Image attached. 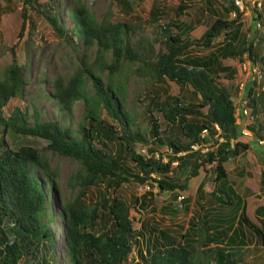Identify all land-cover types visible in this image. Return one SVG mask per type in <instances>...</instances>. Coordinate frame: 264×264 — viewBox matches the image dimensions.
<instances>
[{
  "label": "trees",
  "instance_id": "16d2710c",
  "mask_svg": "<svg viewBox=\"0 0 264 264\" xmlns=\"http://www.w3.org/2000/svg\"><path fill=\"white\" fill-rule=\"evenodd\" d=\"M21 3L18 36L25 20H30L27 12L32 11L47 22L60 41L72 47L78 42L86 48L94 45L98 64L88 66L83 59L82 67L74 68L65 82L60 76L53 78L50 95L60 115L38 119L35 111L29 116L19 107L4 111L11 97L21 95L25 81L15 51L9 48L10 61L0 68V131L43 138L46 148L78 162L79 169L70 175L69 181L78 185L79 194L84 196L100 182L109 194L101 195L93 203L76 196L56 208L61 227L59 242L66 258L62 262L55 260L56 241L49 225L55 215L48 199L52 188L48 177L52 171L35 148L8 146L0 137V264H123L131 251L132 264H246L241 259L243 241L229 245L238 235L244 236L233 222L244 220L253 236H259L262 242L264 232L240 216L244 213L242 203L240 208L233 206L234 213L227 218L215 217L213 223L207 217L200 221L210 231L199 242L202 247L197 252L193 246L195 223L190 219L186 217L179 226L180 232L145 224L134 228L128 204L116 194L122 184L148 187L154 184L160 190H184L188 178L206 164L212 166L214 181L219 182L226 177L224 162L248 148V143L240 139L230 93L219 82L221 75L231 77L232 72L219 58L245 57L249 64L260 65L264 73V55L241 35L240 11L232 0L222 9L234 10L235 16L231 19L215 16L194 39L187 35L189 24L176 20L157 24L165 35L163 50L159 52H153L146 39L140 41V50L131 49L125 35L127 24L110 23L106 18L95 22L81 2L75 1L67 10L68 26L59 15L56 0H21ZM183 7L180 5L176 13ZM161 13L160 8L152 5L147 13L148 22L157 21ZM219 35L222 42L211 48ZM194 47L210 50L196 55L191 52ZM102 67L107 70L105 82L99 74ZM131 72L144 74L152 83L166 78L180 86L188 85L191 100L166 94L148 96L145 111L149 127L145 136L139 125L131 128L135 123L124 109V79ZM87 82L92 92H87ZM246 91L250 94L251 88ZM75 99L82 100V111L76 121L68 114ZM247 105L252 114L257 111L254 97ZM152 111L159 113L164 125H174L185 140L175 137L169 127L160 130ZM255 124H264V111ZM254 127L249 129L258 137L264 126ZM148 141L165 144L169 149L166 160L159 154L153 156L151 148L147 149V156L135 151L137 143ZM110 144L114 146L112 152ZM190 144H200L206 150L190 151ZM173 160L177 164L171 166ZM185 166L188 168L185 176L178 177L176 171ZM260 175L264 177V171ZM218 184L211 195L223 206L233 205L234 200L237 206L240 199L231 187L223 190ZM151 195V191L145 190L140 198L149 201L146 197ZM191 199L192 196H187L184 200ZM255 205L254 213L264 215V203ZM237 210L239 215L235 216ZM103 218H107V224L100 228L98 224ZM209 243L212 245L208 246Z\"/></svg>",
  "mask_w": 264,
  "mask_h": 264
},
{
  "label": "rangeland",
  "instance_id": "374dc122",
  "mask_svg": "<svg viewBox=\"0 0 264 264\" xmlns=\"http://www.w3.org/2000/svg\"><path fill=\"white\" fill-rule=\"evenodd\" d=\"M75 1L85 5L95 22L106 18L110 23L122 22L127 24L128 28L125 30V35L131 49L140 50V41L146 39L153 52L163 50V40L165 38L164 33L156 26L157 24L161 25L168 20L189 24L191 29L187 35L194 39L201 34L215 16L223 19L234 17L232 14L234 10L226 12L222 9L228 7V0H56V8L65 22V26H68L70 22L66 12L73 6ZM182 4L184 7L180 9L179 13H176ZM21 5V0H0V68L10 61L9 48H12L15 51V58L21 66V74L25 80L21 95L11 97L4 111L9 112L14 107H19L22 113L29 116L34 115L35 111L36 118L50 119L60 115L58 114L56 101L50 95L53 86L51 80L60 76L62 82H65L74 68L82 67L83 63L81 61L83 59L86 65L97 66L95 46L92 45L86 48L81 42H78L77 46L72 47L62 40L60 41L47 22L32 11L27 12L30 20H25L21 36H18L21 23ZM152 5L160 8L162 13L157 21L149 23L147 13ZM233 5L235 6V4ZM235 7L240 11L241 35L246 42L251 46H256L257 50L264 55V0H243L240 6ZM221 42V35H219L214 39L211 48L217 47ZM208 50H210V47H194L191 52L198 55L206 53ZM219 60L222 65L228 66L232 72L231 77L221 75L219 82L230 93L234 105L235 121L238 110L240 119L238 125L245 124L241 128L239 127L240 139L248 143V150L237 155L239 157L233 156L224 162L226 177L219 180L220 184L214 181L212 166L206 164L197 169L196 175L188 178L184 190H160L154 184L151 187L146 184H122L116 190L117 196L122 198L129 206L128 212L132 218L131 224L134 228H138L140 224H145L156 229L180 232L179 226L183 225L186 217L190 219L195 223V227H193V239L195 240L193 246L197 252H200L202 247L199 242L204 241L205 233L210 231L201 225V220L207 217L208 222L213 223L211 221L215 217L227 218L231 216L234 213L233 206L240 208L242 197H250L251 192H248L250 188L252 192L258 193L255 196L264 197V177L260 175V172L264 171V142L257 143V138L260 137H254L249 132L250 129H247L248 125L255 124V121L262 118V112L264 111V73L261 71L260 65H247L246 63L242 65L241 62L246 61L245 57H240L239 60L236 57L219 58ZM106 71V68L102 67L99 72L103 82L106 81ZM118 77L116 76V78ZM121 78L122 76H120ZM124 81V109L132 116L135 123L131 128H134L136 124L139 125L143 128L145 136L149 127L147 112L145 111L148 96L156 94L161 97L166 94L177 96L184 101L191 100L190 86H180L166 78L152 83L144 74L131 72L126 75ZM248 87L251 88L250 94H247L246 91ZM85 88L87 92H92L89 82H87ZM251 97L256 99L257 111L251 113L250 118L247 101ZM193 101H195L194 98ZM69 107L68 114L74 121L78 120L82 111V100L75 99L71 101ZM242 109L247 111L250 118L248 121H246V116L242 115ZM151 114L160 123V130L169 127L175 137L181 141L185 140L176 132L174 125H164L162 123L157 111H152ZM243 130H247V132ZM0 137L8 146L27 145L35 148L52 171V175L48 177V180L52 183L48 199L50 206L53 207L52 213L55 216L49 225L56 241L54 246L55 260L62 262L66 255L59 242L61 227L59 220L56 218V208L61 207L66 201H72L76 196L79 199H84V202L93 203L101 195H108L109 191L100 182L97 187H90L84 196L79 194L78 185L69 181L70 175H73L79 169L78 162L46 148V140L37 135L23 136L7 130L6 132L0 131ZM109 148L112 152L114 146L110 144ZM148 148L154 150L153 156L155 154L169 155V149L165 144H152L149 141L148 143H137L135 151L147 156L149 155ZM173 165L172 163L171 166ZM187 170V166L180 168L176 171V175L182 178ZM217 184L222 186L223 190L226 189V186H230L233 192H236L240 199L237 206L235 200L233 205L223 206L211 195ZM198 188H200V191ZM243 188L245 189L242 190ZM145 190L152 192L150 198L146 197L149 201H143L140 198ZM187 196H192V199L184 200ZM250 199L248 198V202L245 200V203H242L244 213L243 215L241 213L240 216L249 219L264 232V215L254 213L253 208L256 205L254 200L251 201ZM140 200L141 202H139ZM223 200H225L224 197ZM238 215L237 210L235 216ZM253 217H258L259 220H255ZM106 224L107 218H103L98 225L101 228ZM238 226L245 235L242 238L244 245L241 246L242 263L264 264V243L261 238L249 235L252 231L248 229L244 220L238 221ZM94 232H97V230L95 229ZM236 243L238 242L229 245H236ZM211 245L212 243H209L208 246ZM129 254L123 264H132L131 256L134 257V252L131 251ZM210 264L215 263L211 262Z\"/></svg>",
  "mask_w": 264,
  "mask_h": 264
},
{
  "label": "built area",
  "instance_id": "2783aa9c",
  "mask_svg": "<svg viewBox=\"0 0 264 264\" xmlns=\"http://www.w3.org/2000/svg\"><path fill=\"white\" fill-rule=\"evenodd\" d=\"M242 1L243 0H232L233 4H235V6H240ZM232 14H233V16H235V11L232 12ZM244 63H246L247 65H249V63H248L247 60L241 62L242 65H244ZM241 112H242V115H245L246 116L245 117L246 118V121H248V119L251 118V112H250V110H249V115H250L249 117L250 118L248 117L247 111L245 109H242ZM236 113H237L236 114V122L238 123L240 121L239 116H238L239 115V111L237 110ZM246 121H245V123H246ZM243 131H246L247 132V130H243ZM246 135H248V134H246ZM263 142H264V139L263 138H257V143L261 144ZM188 150H190V151L199 150L200 152H203V151L206 150V147L200 146V144H190ZM179 153H182V151L181 152H177V154H179ZM157 155L158 154H155V157H157ZM162 160L163 161L166 160V156H163L162 157ZM172 163L175 165V164H177V161L176 160H173ZM178 197H180V196H178Z\"/></svg>",
  "mask_w": 264,
  "mask_h": 264
},
{
  "label": "crops",
  "instance_id": "0c3cea01",
  "mask_svg": "<svg viewBox=\"0 0 264 264\" xmlns=\"http://www.w3.org/2000/svg\"><path fill=\"white\" fill-rule=\"evenodd\" d=\"M243 124H239L238 126L241 128V126H242ZM245 125V124H244ZM248 125V124H247ZM247 125H246V127H247ZM259 125V129H261L263 126H264V124H250V125H248V127H247V129L248 128H250V127H252V126H255L254 128H256V126H258ZM250 133H251V131H249ZM264 128L260 131V133H258L257 134V136L258 137H260V138H263L264 139V137H262V136H264ZM255 137V136H254ZM247 139V138H246ZM246 150H248V148L246 149ZM239 155V154H238ZM237 156V155H236ZM237 157H239V156H237ZM245 187V186H244ZM245 188H243L242 190H244ZM248 192H251V195H250V197H248V196H245V197H242V203L244 202L245 203V200H246V202H248V198L250 199L251 197L253 198V199H250L251 201H253L254 200V202H262V203H264V197L263 196H255V195H257L258 193H254V191L252 192V189L250 188L249 190H248ZM236 193V192H235ZM233 226H235V228H238L239 229V226H238V223H236V222H233V224H232ZM240 230V229H239ZM241 231V230H240ZM244 234V233H243ZM249 235H253L252 233L250 234L249 233ZM245 236V235H244ZM243 236V237H244ZM241 235H238L236 238H235V242H238V241H240V240H242V238H243ZM243 241V240H242ZM243 243V242H242ZM263 243H264V239H263ZM237 244V243H236ZM244 245V243L242 244V246ZM241 254H242V248H241ZM250 257H251V255H250Z\"/></svg>",
  "mask_w": 264,
  "mask_h": 264
}]
</instances>
